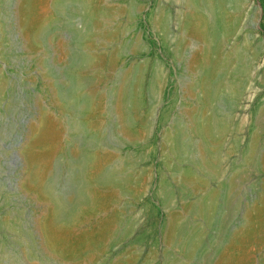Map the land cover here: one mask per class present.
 Here are the masks:
<instances>
[{
  "label": "rangeland",
  "instance_id": "374dc122",
  "mask_svg": "<svg viewBox=\"0 0 264 264\" xmlns=\"http://www.w3.org/2000/svg\"><path fill=\"white\" fill-rule=\"evenodd\" d=\"M61 1L0 0V264H264V0H214L225 19L216 48L183 24L203 13L209 32L208 0H67L63 15ZM80 4L93 21L103 6L120 8L105 24L118 37L97 25L91 37L94 52L118 61L105 56L84 73ZM239 67L244 92L219 135L214 115L233 108L221 82ZM170 139L183 155L170 156ZM97 145L102 171L131 172L127 189L100 187L85 170ZM212 152L218 173L193 165ZM186 168L197 172L187 178ZM84 170L104 201L58 225L54 197L73 204Z\"/></svg>",
  "mask_w": 264,
  "mask_h": 264
},
{
  "label": "bare ground",
  "instance_id": "6f19581e",
  "mask_svg": "<svg viewBox=\"0 0 264 264\" xmlns=\"http://www.w3.org/2000/svg\"><path fill=\"white\" fill-rule=\"evenodd\" d=\"M101 1V0H100ZM191 2H193L194 4H197L199 6V0H190ZM219 1V0H218ZM224 1V0H223ZM236 1V0H235ZM239 1V0H238ZM102 2V1H101ZM226 2V1H224ZM223 2V3H224ZM70 3V2H69ZM81 3V2H80ZM100 3V2H99ZM221 3V2H220ZM233 4V3H232ZM59 7L58 8V13L60 14H65V11H66V8H67V0H62L59 4ZM79 5V4H78ZM99 5V4H98ZM97 5V6H98ZM102 5V4H101ZM84 6V5H83ZM83 6L80 4V6H76L74 9H72V14H77L78 12H81L79 15L81 14H84L82 15V18H83V24L81 26V28H77L74 32H75V42L77 45L81 46L83 48V52H81L80 54H76V58L77 59V65L79 64V69L84 73V71L91 65V64H94L97 60H100L101 58L103 57H109L110 58V61L111 62H116L118 61V59L116 57H114L111 53H108L106 51H98V52H94V50L91 48L92 47V44H91V37H93V34L96 32V25L98 26V28L101 29V33H103L104 35L106 36H114V37H118V34H115V35H112V33L110 31H108L107 27L105 26L106 24V21L109 20V18H111L112 16H118V10L120 9L119 6L117 7H109V6H103L104 8H101L98 12L96 11V13H94V17L96 18L94 21H96V24L94 23L93 21V17L90 16V13H91V10H90V13L88 14V10L86 11L85 8L84 10L83 9ZM205 6V9L210 12L211 14V17H212V20L210 22V28L208 26V29H209V32H207V22L202 14L203 13H200V14H197V13H193L192 15H189L184 21H183V24L185 27L191 29V31L195 32L197 36H200L202 37L201 39L204 40L203 38H205L206 40L208 39L207 37H209V41H211V45L209 47H213V48H216L218 47L216 44V47H214V43L216 42V40L218 39V37L222 36V33H224V20H222V17H220V8L218 7L219 5L214 1V0H208L206 2V4L204 5ZM223 6V5H222ZM55 7V6H54ZM90 7V6H89ZM87 6V8H89ZM129 7V6H128ZM196 7V6H195ZM200 7V6H199ZM100 8V7H99ZM203 8V7H201ZM234 8V7H233ZM124 9V7H123ZM197 9H199L197 7ZM96 10V9H94ZM204 10V9H203ZM121 11V10H120ZM193 11V10H192ZM195 12V11H193ZM222 14V13H221ZM222 16V15H221ZM119 17V16H118ZM224 18V17H223ZM158 21V20H156ZM161 22V21H160ZM159 22V24H160ZM180 22V21H179ZM55 23L52 22L51 23V26ZM118 24L120 23L119 21L117 22ZM125 24V23H124ZM57 25V24H55ZM71 25V24H70ZM163 25V24H162ZM161 26V24H160ZM157 27V26H156ZM159 27V26H158ZM164 27V26H161V28ZM183 27V26H182ZM158 29V28H157ZM165 29V28H164ZM226 29V28H225ZM190 31V33H191ZM227 31V30H226ZM227 33V32H226ZM189 34V33H188ZM192 34V33H191ZM228 34V33H227ZM224 35V34H223ZM125 36V35H124ZM103 38V37H102ZM108 38V37H107ZM95 41V40H94ZM207 42V41H206ZM205 43V42H204ZM220 43V41H219ZM217 42V44H219ZM126 44V43H125ZM214 45V46H212ZM139 46V45H138ZM209 47H208V50H209ZM220 48V47H219ZM244 48V47H243ZM205 49V48H204ZM212 49V48H211ZM135 50V49H134ZM214 50V49H213ZM244 50V49H243ZM242 50V51H243ZM237 51V50H236ZM121 52V51H120ZM232 52V51H231ZM243 53V52H241ZM241 53H238V54H241ZM209 54V53H208ZM237 54V55H238ZM210 55V54H209ZM226 56V55H225ZM240 56V55H239ZM238 56V57H239ZM202 57V56H201ZM227 57V56H226ZM210 59V57H209ZM205 60V59H204ZM213 59H211L212 61ZM208 61V60H207ZM215 61V60H214ZM213 61V63H215ZM232 61V59L230 60ZM243 61V60H242ZM204 62V61H203ZM219 63V61H218ZM217 63V64H218ZM233 63V61H232ZM202 64V63H201ZM225 65V64H224ZM231 65V64H230ZM205 65H203V68H204ZM207 66H208V63H207ZM211 66V65H210ZM234 67V66H233ZM210 68V67H209ZM139 69V68H138ZM158 69V67H156V70ZM208 69V68H206ZM212 69V68H211ZM215 69V68H214ZM232 69V68H231ZM237 69V68H236ZM213 70V69H212ZM230 70V69H229ZM228 70V71H229ZM211 71V70H209ZM222 72V71H221ZM234 72V71H233ZM244 72H247L245 71L242 67H239L238 70L236 71V73L232 74V73H228V72H225L224 74V78H223V83L224 87H227L225 92L228 90V96L229 98L232 99V105H233V108L231 109L232 111L227 113L225 116L223 117H220V116H215L214 115V123H215V129L217 131V134H218V131H219V135L220 134H223L226 130H227V127H228V123L232 120V116H236L235 114V110L237 108H239V105L237 104V100L241 98V96L243 95V92H244V88H243V83L241 82V80L239 79L238 76L241 77V75L244 74ZM208 74V72H207ZM212 74V73H211ZM78 75V74H77ZM213 75V74H212ZM248 77V76H247ZM246 77V78H247ZM210 77H208L209 79ZM215 79V78H213ZM210 81V80H209ZM217 81H219L217 79ZM219 82V84H220ZM246 82V81H245ZM200 83V82H199ZM215 83V82H214ZM208 84V83H207ZM213 85V84H212ZM218 86H216L217 88ZM199 88V86H198ZM206 88V87H205ZM215 89V88H214ZM220 89V88H219ZM217 89V90H219ZM209 90V89H208ZM215 90L214 93H212L211 95V101L214 102V103H218L222 100L223 97H221L222 95L224 94H221L219 91ZM210 92V90H209ZM221 92H224L221 91ZM211 93V92H210ZM207 94H208V91H207ZM144 95V94H143ZM209 98V97H208ZM102 98L99 97V100H101ZM201 100V99H200ZM209 100V99H208ZM199 101V100H198ZM239 102V101H238ZM213 105V104H212ZM217 105V104H215ZM78 108H79V111L82 112V111H88L90 110V108L81 103L78 104ZM216 108V107H215ZM200 109V108H199ZM218 110V109H217ZM216 111V110H215ZM220 111V110H219ZM218 111V112H219ZM217 112V111H216ZM234 114H233V113ZM143 113V112H142ZM197 113V112H196ZM222 113V112H221ZM224 114V113H223ZM196 115V114H195ZM219 115V114H218ZM198 117V116H197ZM203 117V116H202ZM200 119V118H199ZM198 120V119H197ZM129 122V121H128ZM204 123V122H203ZM130 125V124H129ZM210 125V124H209ZM99 126V125H98ZM205 126V125H204ZM207 126V125H206ZM205 126V127H206ZM146 127V126H145ZM204 127V128H205ZM210 128L212 129V127L210 126ZM77 129V128H76ZM75 129V130H76ZM206 129V128H205ZM239 129V128H238ZM179 130V128H178ZM207 130V129H206ZM209 130V128H208ZM231 130H233L231 128ZM126 131L130 132L131 135L134 133L133 130L129 129V128H126ZM216 131L214 130V132L216 133ZM79 132V131H78ZM81 132V130H80ZM183 132V131H182ZM193 132V130H192ZM212 132V131H211ZM221 132V133H220ZM140 133V132H139ZM142 133V132H141ZM170 133V132H169ZM168 133V134H169ZM194 133V132H193ZM195 133L199 136V138L201 140L204 139V130L202 128V125L200 123H198L195 127ZM205 133H207L205 131ZM143 134H144V131H143ZM142 134V135H143ZM167 134V135H168ZM183 134V133H182ZM140 135V134H139ZM172 135V134H171ZM216 135V134H215ZM138 136V135H137ZM132 138V137H131ZM169 138V137H168ZM172 138V137H171ZM207 138V136H206ZM134 139V138H132ZM215 139V138H213ZM171 140V141H170ZM170 149H169V153H170V156L171 157H177L179 155H183V154H180V151H184L183 150V147L181 146L182 144H180V142L178 141H174L172 139H170ZM219 140V139H218ZM216 141V140H215ZM214 141V142H215ZM220 141V140H219ZM207 142V141H206ZM99 143V142H98ZM97 143V144H98ZM254 146V145H253ZM199 147V146H198ZM211 147V146H210ZM97 148H98V145L96 146V148H91V149H87V153L86 155L84 156L83 158V165L85 166V170L90 168L93 172V180H95L98 184V186L100 187H107V186H113V187H125L126 186V189H127V185L130 183V179H131V172H126V173H119L116 169H109L107 171H102L103 169H101V162H100V159L98 157L99 154H97ZM182 149V150H181ZM254 149V148H253ZM210 152V151H209ZM215 152H212V154H210L208 157H204L202 158L200 156V158H197V160L194 162L193 165H195L196 167H198L200 170H206V171H210V172H213V173H218V167L216 165V159H217V154H214ZM185 154V153H184ZM219 155V154H218ZM203 156V155H202ZM220 158V156H218ZM170 158V157H169ZM218 158V159H219ZM247 160V159H246ZM219 162V161H218ZM243 163V161L241 162ZM257 163V162H256ZM117 166V165H116ZM241 166V165H240ZM120 167V166H118ZM117 167V168H118ZM252 167V166H251ZM132 168V167H131ZM246 168V167H245ZM244 168V169H245ZM192 169V168H191ZM190 168H186L184 170V174L186 175L187 178H191L193 174L192 170ZM247 169V168H246ZM85 170L83 172H81V174L79 175V188H78V191H77V194L75 195V201L74 203L71 205H68L66 203H64L61 199L57 198V197H54L53 196V193L55 194V185L53 183V181L49 182V181H44L42 180L41 184L40 185V190L42 189V194L44 195H47V196H51V197H54V201H55V212H56V215L54 216L55 217V221L56 223L59 225V224H62L63 222H68L69 224H78V215L80 213H91V209L95 206H99L103 203L104 199L101 197L100 195V192L99 190H92L91 189V184H90V180L87 179V175L85 172ZM182 171V170H181ZM243 171V170H242ZM193 173V174H192ZM206 173V172H205ZM218 175V174H217ZM218 177V176H217ZM203 178V177H202ZM193 179V178H192ZM94 182V183H96ZM135 187V186H134ZM96 189V188H95ZM122 189V188H121ZM120 189V191H121ZM124 190V189H123ZM131 190V189H130ZM131 192V191H130ZM134 192H137V191H134ZM140 193V192H139ZM135 194V193H134ZM103 195V194H102ZM137 195V194H135ZM214 196V195H213ZM168 198V197H167ZM211 198V196H210ZM205 200V199H204ZM264 201V200H263ZM203 204H204V201H202ZM200 206V205H199ZM203 206V205H201ZM201 208V207H200ZM208 208V207H207ZM262 208V207H261ZM202 210V209H201ZM200 210V211H201ZM204 210V209H203ZM94 211V210H93ZM209 211V210H208ZM202 212V211H201ZM209 213V212H208ZM113 219V218H112ZM250 221V220H249ZM54 222V220H53ZM55 223V222H54ZM66 224V223H65ZM248 224V223H247ZM106 225V224H105ZM128 226V225H127ZM131 226V225H130ZM196 226V225H195ZM249 226V225H248ZM253 226V225H252ZM200 227V226H199ZM254 227V226H253ZM256 227V226H255ZM254 227V228H255ZM69 228V227H68ZM253 228V230H254ZM194 229V228H193ZM243 229V228H242ZM250 229V228H248ZM247 230V229H246ZM252 230V232H253ZM48 231V230H47ZM94 231V230H93ZM193 232L191 233V235L188 237L187 241H186V245H191L194 240H196V237L198 236L199 234V228H196L194 230H192ZM242 233V232H240ZM239 233V235H240ZM245 233V232H244ZM248 233V231H247ZM250 233V232H249ZM92 234V233H91ZM107 234V233H106ZM110 236V235H109ZM251 236V235H250ZM49 237V236H48ZM199 237V236H198ZM53 238V237H52ZM109 238V237H108ZM48 240V239H46ZM102 240V238H101ZM106 240V239H105ZM97 241V240H94V242ZM53 242V240H52ZM49 243V242H48ZM96 243V242H95ZM95 243L93 245H95ZM99 243V242H97ZM102 243V242H101ZM109 243V242H108ZM194 244V243H193ZM49 245V244H48ZM56 247V246H55ZM58 247V246H57ZM93 247V246H92ZM51 248V247H50ZM59 252V251H58Z\"/></svg>",
  "mask_w": 264,
  "mask_h": 264
}]
</instances>
